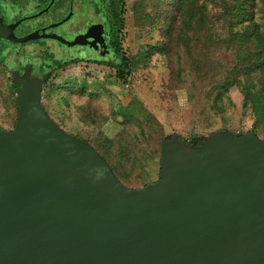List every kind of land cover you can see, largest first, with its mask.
Returning a JSON list of instances; mask_svg holds the SVG:
<instances>
[{"label":"water","instance_id":"water-1","mask_svg":"<svg viewBox=\"0 0 264 264\" xmlns=\"http://www.w3.org/2000/svg\"><path fill=\"white\" fill-rule=\"evenodd\" d=\"M0 40H58L62 20ZM43 31V32H42ZM91 42V41H89ZM13 129L0 127V264H264V143L218 130L199 148L164 138L160 177L125 186L95 147L45 110L42 84L22 81Z\"/></svg>","mask_w":264,"mask_h":264},{"label":"rangeland","instance_id":"rangeland-1","mask_svg":"<svg viewBox=\"0 0 264 264\" xmlns=\"http://www.w3.org/2000/svg\"><path fill=\"white\" fill-rule=\"evenodd\" d=\"M7 1L15 7L6 15L7 23L32 15L48 5L47 0ZM94 1L98 2V0H89V17L90 14L96 13ZM123 1L125 11L121 18L122 34H119V39L122 53L130 63V72L119 77L118 68L104 63L87 62L88 60L55 68L43 88L42 98V103L53 120L73 135L92 140L95 135L114 138L122 131L134 127L123 122L125 116L121 111L123 108V111L132 113L140 120L144 118L152 120V123L156 124L155 127L160 126L164 135L176 133L188 139L193 133L209 136L211 131L218 130L225 124L234 132H239V130L248 131L258 123V134L264 139V121L253 115L251 110L244 111L242 94L237 87L223 93V98L234 102L229 106L224 119L210 109L211 98L214 95L208 89L211 84L190 87L188 83L182 82L183 85L175 86L169 58L174 48H180L178 41L172 42L170 52L158 51L159 47H156L154 52L148 53L151 47L159 46L165 36L162 37L156 25L144 22V15L147 12L139 8L140 6L136 7V0ZM68 5L69 0H62L59 3L56 0L48 12L22 22L17 34L25 35L47 23L56 22L63 18L66 12L70 13L67 11ZM60 6L64 7L63 11ZM78 7L80 6L75 3L74 10L80 13L81 9ZM260 12L259 10L256 18L262 20ZM73 20L69 17L65 24L69 26L74 22ZM91 20H95L98 24L92 31L86 33L87 38L93 39L95 45L105 43L103 29H107V22L103 25L104 18L100 15ZM57 27L59 26L54 28L56 32H64L61 26ZM78 34H69L65 37L73 40ZM1 44L15 51H26L28 54L26 58L33 63L34 59L40 60V64L43 61L56 63L62 59L61 54L72 55L65 45L50 38H36L25 43L3 40ZM101 47L100 50L108 52V49H103V45ZM96 55L98 54L94 53V56ZM223 58L228 61L227 56ZM171 59L174 61L175 56ZM222 76L218 73L214 77L215 82L221 86L223 83L219 81L223 79ZM11 85L9 71L0 63V127L6 130L14 128L18 117V103L15 102L18 92L16 93ZM160 164L161 162L153 160L146 164L145 175H148V182L160 177ZM140 175L142 180L137 181L136 186L143 185V181L147 180H144L142 172Z\"/></svg>","mask_w":264,"mask_h":264},{"label":"trees","instance_id":"trees-1","mask_svg":"<svg viewBox=\"0 0 264 264\" xmlns=\"http://www.w3.org/2000/svg\"><path fill=\"white\" fill-rule=\"evenodd\" d=\"M146 1L135 2L136 7L140 6L139 8L147 12L144 15V22L156 25L162 37L165 36L161 44L151 47L148 53L154 52L156 47H159L158 51L170 52L174 40H177L180 46L174 48L171 53V57L175 56L174 61L169 58L175 86L183 85L182 82L188 83L190 87L211 84L208 89L214 95L212 98L209 97L210 109L224 119L229 106L234 102L223 98V93L237 87L242 94L244 111L251 110L253 115L264 121V0H148V4ZM94 3L95 11L106 18L108 28L106 34L112 45V57L110 59L91 57L88 61L118 68L119 77L126 75L130 72V63L122 53L119 39V34H122L120 28L122 14L125 11L124 1L98 0ZM259 10L262 20L256 18ZM224 56L228 57V61L223 58ZM79 61L80 59L76 58L66 59L60 63L56 62L58 63L56 67L61 68ZM0 63L6 66V61L0 60ZM218 73L223 75V79L219 81L223 83L222 86L214 80ZM11 87L17 93L18 88L12 85ZM15 102L18 103L17 97ZM121 111L125 115L123 122L134 126L129 128L130 131L124 130L114 138L95 135L93 140L75 136L92 144L125 186L141 189L159 179L158 177L148 182L145 166L150 160L161 162L163 141L169 134L164 135L160 126L155 127L156 124L150 119L140 120L132 113L123 111V108ZM257 124L255 123L248 131L239 130V134L253 132L261 138ZM218 130L236 133L227 124ZM207 137L193 133L190 138H183L199 148ZM261 140L264 143V139ZM141 172L144 174V180H147L143 181V185L136 186L135 183L142 180Z\"/></svg>","mask_w":264,"mask_h":264},{"label":"flooded vegetation","instance_id":"flooded-vegetation-1","mask_svg":"<svg viewBox=\"0 0 264 264\" xmlns=\"http://www.w3.org/2000/svg\"><path fill=\"white\" fill-rule=\"evenodd\" d=\"M50 1V0H49ZM48 1V3H49ZM62 0H57V3L61 2ZM10 2V1H9ZM7 0H0V15L3 16L4 21L6 22V15L10 14L13 9L15 8L13 5H11V3H9ZM56 0L54 1L55 4ZM47 3V4H48ZM75 3L77 5H79L81 9L80 13L74 10V5ZM54 4L50 7V9L54 6ZM60 8H62V11L64 10L62 6H60ZM49 9V10H50ZM72 11L71 14V18L74 21L73 23H71L69 26L65 24V22L63 23V25H59V27H62V30L64 32H56L55 31V27L53 28H47L45 29V32H54L59 34L60 36H62L64 39H66L67 41H74L77 40L78 43H76L75 45L68 47L65 45V47H67L66 49L68 50V52H71L72 55L71 56H66L65 54H61L60 56H62V59L59 61L63 62L66 59H83L84 60H89V58H98V59H103V58H108L109 59L112 57L111 56V52H112V45L110 43V40L107 39V34L106 31L107 29H103L104 30V35L105 36V43H99L97 45H95V41H93V39L87 38V32L88 31H92L95 27V25L98 24V22H95V20H91L94 17H97L100 15V17L104 18V22L102 23L103 25L106 24V18L103 14L100 13H92L90 14L89 17V0H69V5L67 7V11ZM68 15V13L66 12V15L64 17H66ZM94 16V17H93ZM63 17V18H64ZM63 18L59 19L62 20ZM57 20V21H59ZM56 21V22H57ZM54 23V22H53ZM51 23H47L44 26H47ZM20 26V25H19ZM18 26V27H19ZM41 26V27H44ZM68 26V27H67ZM17 27V29H18ZM38 27V28H41ZM57 27V28H59ZM17 29L15 31V33L17 34ZM37 29V28H36ZM100 29V28H99ZM43 32V31H42ZM78 34V36L73 39V40H69L67 39L65 36L69 35V34ZM81 33V34H80ZM101 33V31H100ZM106 34V35H105ZM18 35V34H17ZM18 36H22V35H18ZM99 38V36H98ZM100 39V38H99ZM91 41V42H89ZM3 40H0V60H4L6 61V68L9 71V78L11 80L12 86H16L18 88V91L21 88V82L22 81H26L29 82L30 84H38L41 83L42 84V98H43V88H45L46 84H47V80H49V78L51 77L53 71L55 70L54 68H57V64L58 63H47L43 60V63L40 64V60L36 61V59H34V64L33 62H31V60L28 57V54L26 51H22V50H12V49H6L5 47H3ZM63 44V43H62ZM64 45V44H63ZM104 46L103 49H108V52L104 51V50H100L102 47ZM109 50H111L109 52ZM94 53L98 54L96 56H94ZM99 54H105V57L100 56ZM110 54V56L108 55ZM4 57V58H2ZM52 62V61H51ZM89 62V61H87ZM17 91V92H18Z\"/></svg>","mask_w":264,"mask_h":264},{"label":"built area","instance_id":"built-area-1","mask_svg":"<svg viewBox=\"0 0 264 264\" xmlns=\"http://www.w3.org/2000/svg\"><path fill=\"white\" fill-rule=\"evenodd\" d=\"M237 134H239V132H236Z\"/></svg>","mask_w":264,"mask_h":264}]
</instances>
